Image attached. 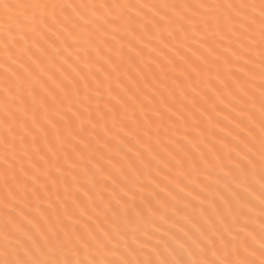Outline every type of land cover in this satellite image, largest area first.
I'll return each mask as SVG.
<instances>
[{
	"label": "snow or ice",
	"instance_id": "obj_1",
	"mask_svg": "<svg viewBox=\"0 0 264 264\" xmlns=\"http://www.w3.org/2000/svg\"><path fill=\"white\" fill-rule=\"evenodd\" d=\"M0 264H264V0H0Z\"/></svg>",
	"mask_w": 264,
	"mask_h": 264
}]
</instances>
